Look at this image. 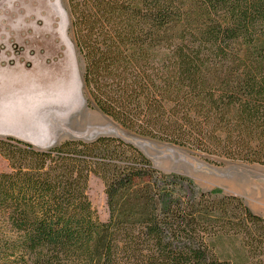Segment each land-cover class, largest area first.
Returning a JSON list of instances; mask_svg holds the SVG:
<instances>
[{
  "label": "trees",
  "instance_id": "obj_1",
  "mask_svg": "<svg viewBox=\"0 0 264 264\" xmlns=\"http://www.w3.org/2000/svg\"><path fill=\"white\" fill-rule=\"evenodd\" d=\"M66 3L89 107L219 164L264 167V0ZM0 155V264H264L263 217L235 196L195 195L122 139L39 150L6 137Z\"/></svg>",
  "mask_w": 264,
  "mask_h": 264
},
{
  "label": "rangeland",
  "instance_id": "obj_2",
  "mask_svg": "<svg viewBox=\"0 0 264 264\" xmlns=\"http://www.w3.org/2000/svg\"><path fill=\"white\" fill-rule=\"evenodd\" d=\"M83 63L69 31L66 0H0V125L20 129L46 150L67 140H124L160 172L187 178L195 195L240 198L264 218V167L223 162L131 133L86 104ZM8 134H0L5 139ZM22 141V140H21ZM36 148V147H35ZM9 172L0 155V173ZM86 196L98 219H108L102 181L90 175ZM224 248L229 250L228 245Z\"/></svg>",
  "mask_w": 264,
  "mask_h": 264
},
{
  "label": "crops",
  "instance_id": "obj_3",
  "mask_svg": "<svg viewBox=\"0 0 264 264\" xmlns=\"http://www.w3.org/2000/svg\"><path fill=\"white\" fill-rule=\"evenodd\" d=\"M1 123V122H0ZM3 125V124H2ZM2 125H0V134H10V135H14V136H16V137H19V138H21V139H24V137H23V134H22V132H21V130L20 129H10V128H8V127H4V126H2ZM38 146V145H37ZM39 147V146H38Z\"/></svg>",
  "mask_w": 264,
  "mask_h": 264
},
{
  "label": "water",
  "instance_id": "obj_4",
  "mask_svg": "<svg viewBox=\"0 0 264 264\" xmlns=\"http://www.w3.org/2000/svg\"><path fill=\"white\" fill-rule=\"evenodd\" d=\"M8 135H9V136H14V135H10V134H8ZM15 137H16V136H15ZM16 138H19V137H16ZM19 140H22V141H24V142H27V143L31 144L32 146H34V147H36V148H43V147H38V146H36L35 144L30 143L29 141H26V140H24V139L19 138Z\"/></svg>",
  "mask_w": 264,
  "mask_h": 264
}]
</instances>
